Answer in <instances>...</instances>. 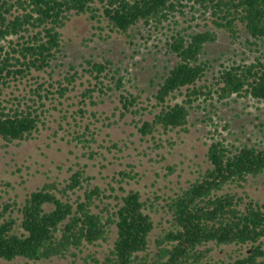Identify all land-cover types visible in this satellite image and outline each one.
I'll return each mask as SVG.
<instances>
[{
    "label": "trees",
    "instance_id": "trees-1",
    "mask_svg": "<svg viewBox=\"0 0 264 264\" xmlns=\"http://www.w3.org/2000/svg\"><path fill=\"white\" fill-rule=\"evenodd\" d=\"M191 1L231 40L239 41L245 33L251 45L264 41V0H0V44L6 43L0 46V141L30 140L44 124L42 100L55 94L63 97L67 85L78 79L76 72L65 77L67 85L58 83L54 93L39 84L28 97H4L11 82L45 72L58 61L62 29L71 18L85 15L109 32L128 35L141 22L163 26ZM216 40L214 31L178 30L170 36L167 51L178 61L158 85L155 111L150 112L153 118L138 127L142 137L160 129L186 131L193 104L214 95L220 101L237 96L264 102V55L251 63L223 68L213 87L200 84L210 70L201 59L205 45ZM83 72L95 80L93 88L83 94L91 98L95 89L103 91V80L113 72L112 63L88 60ZM121 85L118 79L116 87ZM177 93L184 95L182 102L170 103ZM120 103L122 117L146 110L138 108L137 97L130 94L120 95ZM207 159L210 167L166 203L170 226L155 238L154 248L150 236L155 224L140 194L130 191L109 209L98 187H83L89 178L82 171L61 188L45 184L19 207L6 204L0 210V260L43 264L76 258L87 246L109 243L115 229L109 251L102 258L87 254L81 264H264V198L256 201L230 190L243 188L249 178L264 172V148L233 147L217 140L210 144ZM79 190L83 196L73 200ZM228 246L246 252L229 261L210 257L214 247Z\"/></svg>",
    "mask_w": 264,
    "mask_h": 264
},
{
    "label": "rangeland",
    "instance_id": "rangeland-1",
    "mask_svg": "<svg viewBox=\"0 0 264 264\" xmlns=\"http://www.w3.org/2000/svg\"><path fill=\"white\" fill-rule=\"evenodd\" d=\"M205 16L200 6L191 1L183 13H176L163 26L155 28L141 22L128 35L109 32L85 15L71 18L62 29L63 49L58 61L45 72H32L22 81L11 82L5 90L7 100L28 97L39 84L54 93L58 83L67 85L65 77L75 72L78 75L73 84L67 85L69 90L63 97L55 94L42 100L44 124L30 140L11 144L0 141V210L6 204L19 207L31 192L45 184L55 183L61 188L73 174L83 171L89 178V184L83 183V187H98L109 209L130 191L140 194L155 224L150 236L154 248L155 238L170 226L166 203L210 167L207 151L213 141L222 140L233 147L264 148V102L250 97L232 96L220 101L214 95L196 101L190 109L186 131L160 129L145 137L138 132L142 122L153 118L150 112L155 111L153 97L158 85L178 61L167 51V42L176 31L217 34L214 43L205 45L201 57L210 70L200 84L210 87L223 68L251 63L264 55V41L251 45L245 33L239 41H233ZM88 60H109L113 71L103 80V91L95 89L91 98L83 95L95 83L83 72ZM118 79L121 88L116 87ZM127 94L137 97L138 108L146 110L122 117L120 95ZM183 99L184 95L177 93L170 103ZM230 190L262 201L264 172L249 178L243 188ZM77 196H83V190L71 198L75 200ZM114 239L115 229L109 243L87 246L76 258L68 256L43 264H81L87 254L102 258ZM245 252L235 246L214 247L210 257L229 261V257ZM0 264L6 263L0 260Z\"/></svg>",
    "mask_w": 264,
    "mask_h": 264
}]
</instances>
